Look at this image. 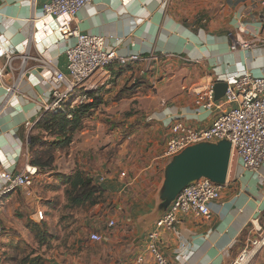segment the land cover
Listing matches in <instances>:
<instances>
[{
  "label": "crops",
  "instance_id": "crops-1",
  "mask_svg": "<svg viewBox=\"0 0 264 264\" xmlns=\"http://www.w3.org/2000/svg\"><path fill=\"white\" fill-rule=\"evenodd\" d=\"M47 1L0 0L1 39L22 56L12 68L5 67V74H26L0 111V170L17 172L26 165L30 133L24 122L37 118L39 102L48 98L51 70L35 58L49 60L53 68L67 73L65 49L71 41L57 30L63 17H43ZM263 4L264 0H93L77 11L73 25L80 32L102 35L118 54L152 58L148 63L112 64L86 83L89 92L100 93L101 102L73 135L65 153L69 155L59 166L56 163L55 181L81 168L102 185L107 199L82 213H69L65 233L49 237L63 243L53 255L45 254L47 264H137L133 260L139 254L146 260L139 264H149L142 251L147 232L163 213L159 193L170 126L175 121L210 126L227 105L215 112L198 106L199 90L243 71L264 74V44L232 50L229 36L263 37L264 22L256 17ZM5 64L1 57L0 66ZM14 77L4 75L3 81L10 84ZM5 96L0 86V108ZM56 189L19 188L2 204L0 264L22 249L25 236H32L28 224L39 223L36 211H44L58 224ZM210 207V218L180 215L173 228L161 234L168 264H231L238 257L248 229L264 226V161L256 171H248L231 157L221 196ZM110 219L115 220L111 228ZM92 232L102 240H91Z\"/></svg>",
  "mask_w": 264,
  "mask_h": 264
},
{
  "label": "built area",
  "instance_id": "built-area-1",
  "mask_svg": "<svg viewBox=\"0 0 264 264\" xmlns=\"http://www.w3.org/2000/svg\"><path fill=\"white\" fill-rule=\"evenodd\" d=\"M93 0H48L42 6L43 17L61 16L63 22L57 27L62 38L70 39L65 49L67 60L64 73L52 67L51 62L42 57L35 58L39 65L48 67L51 74L46 83L49 86L48 98L39 102L37 118L26 120L25 127L29 133L35 129L38 121L45 114H65L71 117L75 107L88 99L86 83L97 72L106 70L110 65L128 66L133 62L146 61L151 56L140 54H118L113 48H108L104 37L100 34L80 32L73 25L77 11ZM258 22H264V4L256 12ZM248 39H238L231 33L232 50L247 49L258 44H264V36L249 34ZM252 36V37H251ZM6 58L5 66H0V86L6 91L0 111L6 107L16 95L19 79L26 74H5L6 68H12V63L20 55L11 50L0 36V58ZM21 60V65L24 64ZM21 73V72H20ZM4 75L14 77L10 84L3 81ZM226 92L222 99L216 100L213 85L206 86L196 93L195 103L202 108L215 112L224 104L227 107L215 114L208 127H190L182 121H175L170 126V135L165 142L164 157L181 152L187 146L200 141H218L227 139L231 143L232 156H235L241 166L248 171H256L264 161V74L257 75L249 71L232 74L226 77ZM124 175L125 173H121ZM37 175V167L25 165L17 172L0 170V207L12 192L19 188L32 186L33 178ZM103 178H99V182ZM221 185L215 184L208 178L201 177L187 184L170 203L168 208L156 220L153 228L146 234L143 251L149 257V264H168V259L160 247L161 234L173 228L180 215L192 214L197 218L208 219L211 216L210 204L221 196ZM37 221L45 219L42 210L36 211ZM108 227L115 226V220L107 222ZM3 225L0 222V232ZM246 243L238 257L231 264H246L264 246V226L249 228ZM90 239L101 241L102 236L97 232L90 233ZM142 254L134 257V263H143ZM123 264H132L125 262Z\"/></svg>",
  "mask_w": 264,
  "mask_h": 264
},
{
  "label": "trees",
  "instance_id": "trees-1",
  "mask_svg": "<svg viewBox=\"0 0 264 264\" xmlns=\"http://www.w3.org/2000/svg\"><path fill=\"white\" fill-rule=\"evenodd\" d=\"M89 99L75 107L71 111V117L69 118L65 114H45L35 126L40 132H45L47 135L55 137V143L61 147H67L70 145L73 135L84 126V120L89 117L97 105L101 102L99 92H88ZM40 142L38 136H31L28 138V146L32 147ZM54 163V156L47 152L45 158H35L30 161V164L37 167L38 171L44 167L50 168ZM35 177L33 178L34 183ZM32 183V185H33ZM64 197L66 200V208L68 209H82L87 211L89 208L95 206L100 202L106 201L107 197L104 195V188L87 172L81 168H76L75 171L63 178ZM43 221V220H42ZM29 228L32 232H35V240L38 243L44 244L49 237L50 233L43 231L45 223L39 221L30 222ZM24 252V251H22ZM21 254V253H20ZM31 253L20 259L19 264H47V258L41 253L33 255Z\"/></svg>",
  "mask_w": 264,
  "mask_h": 264
},
{
  "label": "water",
  "instance_id": "water-1",
  "mask_svg": "<svg viewBox=\"0 0 264 264\" xmlns=\"http://www.w3.org/2000/svg\"><path fill=\"white\" fill-rule=\"evenodd\" d=\"M227 89L224 81L213 84L215 99L223 98ZM232 147L230 141H200L171 156L164 168L159 193V210L165 211L178 193L190 182L201 177L224 186L227 181Z\"/></svg>",
  "mask_w": 264,
  "mask_h": 264
},
{
  "label": "rangeland",
  "instance_id": "rangeland-1",
  "mask_svg": "<svg viewBox=\"0 0 264 264\" xmlns=\"http://www.w3.org/2000/svg\"><path fill=\"white\" fill-rule=\"evenodd\" d=\"M33 136H38L40 138V142L35 144L34 146L27 147L25 148L24 152V163L28 164L30 166H33L30 164V161H32L35 158H45L47 156V152L52 154L54 156V163L51 165L50 168L44 167L38 171V174L35 176V180L33 185L35 187H39L41 189H48L51 186L55 185L57 186L56 195L55 196V201L57 200V206H55V217L58 220V224H55L54 219L49 218L48 214H45V219L41 221L42 223H45V227L43 228V231H47L50 233L52 236H60L59 234L65 233V222L68 221L70 212H78L82 213L85 210L82 209H73L69 210L66 208V200L65 197L63 196L64 194V187H63V179L55 181L56 179V174L55 171V166H59L60 164V159L63 158L64 156H67L69 154L67 153V147H61L55 143V137L52 135H47L45 132H40L39 129H33L32 132L30 133L29 137ZM234 158V156H232ZM59 160V162H58ZM57 163V164H56ZM48 174H54L52 178H49ZM52 180V181H51ZM32 185V186H33ZM65 185V184H64ZM31 186V187H32ZM64 197L65 203L63 200H60L61 197ZM45 198H48V196L43 197V201L46 200ZM45 203L48 201H44ZM76 231L79 230V226L74 227ZM32 236H25L24 237V244L21 245L22 249H19L16 253L11 252L9 255V260L7 261V264H19V261L21 258L24 256L34 253L33 255L36 254H43L45 256L46 253L52 252V255L55 253V250H60L62 247L60 246L63 242L59 240H47L44 242V244H39L38 241L35 240V232H32ZM24 251V252H22ZM21 253V254H20ZM246 264H264V246L252 257Z\"/></svg>",
  "mask_w": 264,
  "mask_h": 264
}]
</instances>
